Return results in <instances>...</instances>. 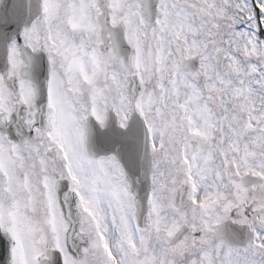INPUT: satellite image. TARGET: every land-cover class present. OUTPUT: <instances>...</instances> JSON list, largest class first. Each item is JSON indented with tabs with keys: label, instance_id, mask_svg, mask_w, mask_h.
<instances>
[{
	"label": "snow or ice",
	"instance_id": "snow-or-ice-1",
	"mask_svg": "<svg viewBox=\"0 0 264 264\" xmlns=\"http://www.w3.org/2000/svg\"><path fill=\"white\" fill-rule=\"evenodd\" d=\"M0 264H264V0H0Z\"/></svg>",
	"mask_w": 264,
	"mask_h": 264
}]
</instances>
